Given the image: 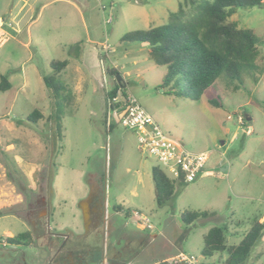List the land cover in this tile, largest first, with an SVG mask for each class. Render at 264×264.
Instances as JSON below:
<instances>
[{"label": "rangeland", "instance_id": "374dc122", "mask_svg": "<svg viewBox=\"0 0 264 264\" xmlns=\"http://www.w3.org/2000/svg\"><path fill=\"white\" fill-rule=\"evenodd\" d=\"M183 1L0 0V80L10 83L0 91V242L28 231L23 218L29 210L44 216L41 199L49 219L80 233L98 258L106 251L129 256L147 239L132 264H167L179 253L198 264H223L226 251L202 255L204 235L224 227L226 245L234 246L255 220L264 223V5L236 9L228 18L258 38L255 68L243 71L241 81L221 74L200 100L191 101L156 88L165 68L151 61L146 44L121 41L129 32L166 24ZM65 60L58 76L72 100L63 107L60 139L54 99L42 78L52 74L51 61ZM109 63L125 94L165 134L190 151L208 153L205 171L212 175L175 183L174 197L163 207L155 202L151 170L168 172L140 152L134 133L108 111L106 92L116 80L105 72ZM212 99L221 106H211ZM35 110L40 117L33 123L28 117ZM93 193L105 199L108 220L86 232L79 205ZM186 211L209 216L186 225ZM134 212L149 220L146 228ZM44 248L37 241L7 254L45 264ZM246 264H264V231Z\"/></svg>", "mask_w": 264, "mask_h": 264}, {"label": "trees", "instance_id": "16d2710c", "mask_svg": "<svg viewBox=\"0 0 264 264\" xmlns=\"http://www.w3.org/2000/svg\"><path fill=\"white\" fill-rule=\"evenodd\" d=\"M264 0H184L174 13L168 15L167 23L147 30L125 34V43H143L148 46L151 61L165 68V75L156 87L165 96L198 101L224 74L229 81H241L243 71L255 68L259 55L258 38L250 29H240L228 18L236 9L260 7ZM67 61H51L52 74L42 81L54 99L53 119L57 137L61 139V119L63 107L70 103L71 90L59 79V73L67 66ZM106 74L115 77L117 70L106 68ZM10 88L6 77L0 80V91ZM120 92L121 85L114 80L113 88L106 97ZM213 107H220L218 99L208 101ZM40 114L33 111L28 120L36 123ZM155 190V202L163 207L174 197L175 182L159 168L151 170ZM207 212H184L181 220L190 225L196 220L206 219ZM264 223L255 220L237 245H226L224 227H212L203 237L202 255L211 257L214 253L226 251L223 264H246L251 249L263 235ZM27 233L19 234L12 241L23 240Z\"/></svg>", "mask_w": 264, "mask_h": 264}, {"label": "flooded vegetation", "instance_id": "af4514ba", "mask_svg": "<svg viewBox=\"0 0 264 264\" xmlns=\"http://www.w3.org/2000/svg\"><path fill=\"white\" fill-rule=\"evenodd\" d=\"M87 200L90 202V207L88 218L85 219L86 232L90 228H97L101 223L108 220L104 198L93 193ZM41 205L44 216H39V212L32 209L26 212V216L23 218L28 226V231L24 232L27 233L26 238L17 242L12 241V238H6L0 242V264H30L25 261L23 256L18 260H11L7 252L21 248H32L37 241H41L45 247L43 251L46 257L45 264H132L133 261L140 258L141 250L144 248L142 245L148 242L147 239V241L144 240L136 251L129 252V256H126L124 250L116 251L114 255L106 251L98 258L95 256L92 247L83 243V237L80 233L75 232L71 227L60 226V224L49 219L47 200L41 199ZM139 224L140 227L146 228L141 225V222ZM7 247L9 250L5 251ZM20 251L23 252V250ZM148 253L151 254L149 251ZM164 262L172 264L168 261Z\"/></svg>", "mask_w": 264, "mask_h": 264}, {"label": "built area", "instance_id": "2783aa9c", "mask_svg": "<svg viewBox=\"0 0 264 264\" xmlns=\"http://www.w3.org/2000/svg\"><path fill=\"white\" fill-rule=\"evenodd\" d=\"M110 22L111 15L105 20V23ZM102 51L107 55L111 49L105 43L102 44ZM107 108L109 112L118 115L122 127L134 133L140 152L152 156L161 168L166 169L169 174L167 177L175 183L188 184L198 177L212 175L211 172L205 171L208 153L190 151L180 141L165 134L134 96L130 94L123 96L118 92L107 97ZM238 120L241 121V117ZM133 215L143 227L148 226L149 220L146 217L137 212ZM168 262L198 264L196 259L189 258L183 253H179Z\"/></svg>", "mask_w": 264, "mask_h": 264}, {"label": "crops", "instance_id": "0c3cea01", "mask_svg": "<svg viewBox=\"0 0 264 264\" xmlns=\"http://www.w3.org/2000/svg\"><path fill=\"white\" fill-rule=\"evenodd\" d=\"M105 58H107V56ZM107 68H109V69L114 68L115 69V66L112 63H109V66ZM79 73L80 72L78 71L77 75H80ZM120 85H121V83H120ZM74 89H75V87H74ZM121 89H124V86H121ZM89 207H90V202L88 200L83 201L82 208H83L84 212L87 214V218H88ZM118 210H119V208H118Z\"/></svg>", "mask_w": 264, "mask_h": 264}, {"label": "water", "instance_id": "95a60500", "mask_svg": "<svg viewBox=\"0 0 264 264\" xmlns=\"http://www.w3.org/2000/svg\"><path fill=\"white\" fill-rule=\"evenodd\" d=\"M116 82H117L118 84L121 83V78L119 77V75H116ZM82 204H83V202L80 203L79 208L83 211L84 218L86 219V218H87V214L84 212V210H83V208H82Z\"/></svg>", "mask_w": 264, "mask_h": 264}]
</instances>
